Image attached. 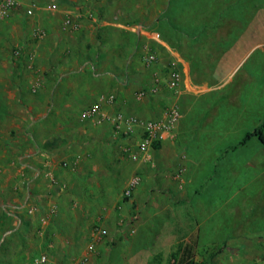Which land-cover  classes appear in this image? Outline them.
I'll return each mask as SVG.
<instances>
[{
  "label": "rangeland",
  "instance_id": "1",
  "mask_svg": "<svg viewBox=\"0 0 264 264\" xmlns=\"http://www.w3.org/2000/svg\"><path fill=\"white\" fill-rule=\"evenodd\" d=\"M133 1L136 15L144 2H152ZM226 1L231 0L156 1L157 15L150 24L140 25L157 31L188 64L179 92L162 87L149 97L148 107L158 109L151 119L161 118L171 108L178 111L175 141L154 150L152 159L141 164L120 145L119 154L106 165L113 174L107 190L98 188L104 178H96L100 185L83 189L80 182V188L73 184L74 192L67 194L78 203L75 209L86 212L77 219L53 213L52 234L33 238L28 249L23 241L15 240L13 247L9 240V250L0 248V264H173L174 254L184 246L193 247L199 264L264 261V144L252 137L241 145L244 135L264 119V0L261 29L251 37H242L236 27V3L226 11ZM260 38L261 43L248 53ZM5 48H9L6 55L0 50V104L10 105L18 101L13 87H23L24 79L16 73L27 65L16 57L13 45ZM152 50L156 51L154 46ZM138 62L133 58L130 65L118 63L119 68L126 64L123 81L126 86L136 84V93L151 87L155 75L166 69V62L150 68ZM44 63L50 68V78L44 82H54L59 78L58 63ZM102 63L101 59L87 62L94 72ZM37 88V84L30 87L36 92ZM25 111L20 120L26 117ZM30 111V115L41 114L39 109ZM134 174L140 185L125 198L123 184ZM93 193L102 202L93 205ZM85 198L91 205L81 204ZM34 218L33 227L40 231L44 225ZM96 227L104 232L94 238ZM42 256L46 260L37 262Z\"/></svg>",
  "mask_w": 264,
  "mask_h": 264
},
{
  "label": "crops",
  "instance_id": "2",
  "mask_svg": "<svg viewBox=\"0 0 264 264\" xmlns=\"http://www.w3.org/2000/svg\"><path fill=\"white\" fill-rule=\"evenodd\" d=\"M31 1L36 6L32 15H27L26 9ZM156 1L152 0L149 5L144 2L142 12L136 15L137 6L133 0H16L11 16L0 20V50L6 55L9 48L5 47L13 45L15 50H21L20 61L27 65L16 73L24 79L23 87H13L18 101L14 103L13 100L10 105L7 101L0 104L4 105L0 107V248L3 246L9 250L6 246L9 240L13 247L16 245L14 241L20 240V244L23 241L27 248L33 238L52 234L49 223L54 219L52 214L55 212L76 219L80 213L86 212L81 208L75 209L78 203L67 196L75 188L73 184L80 188L78 183L83 182L84 189L93 183L99 184L96 178H104L103 185L98 188L107 190L110 187L113 174L106 165L119 154V146L126 147L127 142L114 138L108 123L97 125L93 120L83 118L85 108L99 103L108 115L118 108L140 118L151 119L158 115V109L153 105L148 107L149 97L142 100L136 98V84L128 82L125 85L123 70L126 64L119 68L118 63L130 65L135 58L143 68L141 51L144 48L153 51L154 46L160 56V66L169 60L177 61L182 82L186 81L187 62L170 48L157 31L140 25L143 22L150 24L157 15ZM232 2L236 3V27L242 30V37H251L259 32L261 0L226 1V11ZM66 19L72 21L74 28L64 24ZM34 28L41 31L44 37H35ZM155 33L160 39L155 38ZM133 40L137 41L134 46ZM260 43L261 38L253 41L248 53ZM137 45H140L139 56ZM98 58L104 63L94 72L87 62L91 59L97 61ZM45 60L60 63L57 64L59 78L54 82H44V78H50V68ZM74 60L82 64L75 67L71 63ZM35 84L37 92L30 89ZM109 95L115 97L111 105L106 102ZM24 109L28 112L25 111L26 117L20 120ZM31 109H39L41 114L37 115L34 111L32 116ZM9 122L14 126L7 127ZM176 136L175 127L172 137L166 138L162 146L165 143L171 145L169 143H173ZM54 140L57 142L54 143ZM129 149L131 153L136 152L134 146ZM154 150L149 152L150 160ZM150 160L140 155L137 157L139 164ZM80 176L82 179H79ZM126 185L125 182L123 190ZM33 190L35 196L32 195ZM90 198L93 205L102 202L95 193ZM85 199L80 201L81 204L88 202L91 205ZM29 208H34V211L29 212ZM103 211L104 207L97 212L100 214ZM35 216L44 225L40 231L33 227ZM57 224L59 227L63 225L60 220Z\"/></svg>",
  "mask_w": 264,
  "mask_h": 264
},
{
  "label": "built area",
  "instance_id": "3",
  "mask_svg": "<svg viewBox=\"0 0 264 264\" xmlns=\"http://www.w3.org/2000/svg\"><path fill=\"white\" fill-rule=\"evenodd\" d=\"M16 4V0H0V20L9 18ZM35 6L36 3L33 1L29 2L26 14L32 15ZM64 24L74 28V24L70 19H66ZM34 32L35 37H44V34L38 29H34ZM155 34V38L160 39L159 34ZM14 53L16 57H20L21 50H15ZM159 59L160 56L157 51H151L150 49L145 48L141 51L140 60L145 68H150L156 65L159 62ZM177 63L178 62L175 60H169L166 64L165 71L155 75V82L153 85L149 88L139 90L136 93V98L142 100L151 97L162 87L169 91L179 92L182 84V75ZM114 100V95H109L106 98V102L109 105L113 104ZM82 116L85 119L93 120L97 125L108 123L111 126L112 136L123 143L127 142V146L124 147L126 151L130 152V146H134L136 152L133 151L131 154L135 158L140 155L143 159L149 160V152L156 146L161 147L166 138L172 137L173 131L180 118V115L175 108L169 109L159 119L140 118L119 110H116L112 115H108L103 112L99 103H95L85 108L82 112ZM139 184V176L137 174L132 175L123 190V196L125 198L131 197ZM29 210V212H32L34 211V208H29ZM103 232L104 231H102L101 228L96 227L94 238L103 234ZM45 260L46 258L42 256L37 262L43 263Z\"/></svg>",
  "mask_w": 264,
  "mask_h": 264
},
{
  "label": "trees",
  "instance_id": "4",
  "mask_svg": "<svg viewBox=\"0 0 264 264\" xmlns=\"http://www.w3.org/2000/svg\"><path fill=\"white\" fill-rule=\"evenodd\" d=\"M96 60L98 61V60H100V58H98ZM117 110L121 111L120 108H118ZM263 130H264V119H263L262 124L258 128H256L253 132H249V133H246L244 135V137L241 140V145L245 144L252 137L257 138L258 141H260L262 144H264ZM56 142H57V140H54V143H56ZM157 148H159V147L156 146L154 149H157ZM180 248H178L177 254H174V256H173V259H174L173 264H199L193 258L194 254H193V247L192 246H184L183 249H180Z\"/></svg>",
  "mask_w": 264,
  "mask_h": 264
}]
</instances>
